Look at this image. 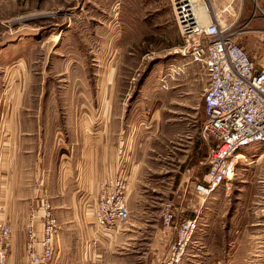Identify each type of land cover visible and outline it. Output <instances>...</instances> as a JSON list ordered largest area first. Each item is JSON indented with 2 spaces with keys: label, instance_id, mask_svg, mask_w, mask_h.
Returning a JSON list of instances; mask_svg holds the SVG:
<instances>
[{
  "label": "rangeland",
  "instance_id": "374dc122",
  "mask_svg": "<svg viewBox=\"0 0 264 264\" xmlns=\"http://www.w3.org/2000/svg\"><path fill=\"white\" fill-rule=\"evenodd\" d=\"M202 2L205 10L213 3ZM217 2L220 7L229 3L222 13L226 20L220 22H234L235 29L244 31L246 37L241 34L237 41L260 63L264 0ZM252 19H260V25L252 26ZM17 42L24 43L21 57L32 81L28 94L36 102L49 95L60 98L61 112L98 107L93 124L102 143L110 113L118 117L113 175L102 168L92 189L76 177L79 169L73 166L74 179L53 184L56 210L61 201L56 194L61 188L68 193L63 201L69 207L62 235L69 245L64 264H157L173 242L174 227L192 211L176 213L167 231L162 227L164 201L178 210L187 202L195 204L199 214L183 264L202 240L216 244L221 264H264V157L259 159L264 142L243 148L245 158L233 178L203 200L188 192L185 203L176 197L174 183L184 168L194 167L188 172L193 181L206 171L207 150L200 136L206 76L188 56L171 0H0V52ZM9 73L4 77L0 65V101L12 95L10 81L22 80ZM1 110L0 103V116ZM1 122L2 138L7 129H1ZM66 153L62 160L74 165L76 152L70 146ZM116 177L127 180L129 216L105 230L96 223L94 207L100 185ZM22 220L16 217L20 231Z\"/></svg>",
  "mask_w": 264,
  "mask_h": 264
},
{
  "label": "built area",
  "instance_id": "2783aa9c",
  "mask_svg": "<svg viewBox=\"0 0 264 264\" xmlns=\"http://www.w3.org/2000/svg\"><path fill=\"white\" fill-rule=\"evenodd\" d=\"M171 1L188 56L206 76L200 129L208 143L206 171L191 185L194 193L205 198L233 178L236 156L244 147L264 142V57L258 63L249 55L237 41L244 31L235 29L234 22L222 24L213 19L204 24L190 0ZM126 181L116 177L100 185L94 218L102 229L113 230L128 219ZM32 187L36 200L25 224L26 254L29 264H48L56 251L59 224L42 179H33ZM176 213L179 210L170 201L162 203L164 229H170ZM198 222L195 215L174 227L173 242L157 264H183ZM10 239V226L0 224V264H8Z\"/></svg>",
  "mask_w": 264,
  "mask_h": 264
},
{
  "label": "crops",
  "instance_id": "0c3cea01",
  "mask_svg": "<svg viewBox=\"0 0 264 264\" xmlns=\"http://www.w3.org/2000/svg\"><path fill=\"white\" fill-rule=\"evenodd\" d=\"M212 1L213 7L210 6V3L209 7L206 6L207 10L204 6L202 7L200 16L201 22L204 24L213 19L226 20L222 19V13L227 10L229 3L225 2V6L220 7L217 0ZM247 18L248 16L243 17L244 20ZM259 20L252 19L249 23L252 26H258L260 25ZM24 51V43L17 42L0 52L3 76L5 77L6 73L10 72L9 74L13 78L22 79L10 81L12 95L8 97L9 99L0 101L1 129H7L6 134L2 138L0 137V224H8L11 229L7 262L8 264H29L25 249V224L36 200L32 178L41 175L45 193L51 201L59 224L56 251L48 264H64L65 261H68L69 245L62 239V235L67 230L64 218L69 207L63 201L67 199L68 193H64L61 188L60 194H56V197L61 200L56 202L60 209L56 210L53 201V196H55L53 184H63L66 179H74V172L70 170L73 166L75 169H79L75 173L76 177L84 179L92 189L101 179L102 168L104 169L103 173H108V176L113 175L116 161V152L113 146L116 136L114 122L118 120V117L115 116V113H110L112 115L109 127L103 134L104 141L102 143V135L95 130H99V128L94 127L93 124L96 117L99 116L98 107L92 106L93 111L61 112L58 106L60 98L56 97L57 100H54V97L49 95L44 101H40V97H38L36 102L34 96L28 94L32 81L30 80L29 66L25 65V61L21 57L24 55L22 54ZM17 87L18 91L15 90ZM79 103H82L79 109L83 108L85 98ZM62 136L69 138L65 140ZM202 142L207 150L208 143L204 140ZM70 146L76 152L77 160L76 162L71 161L74 165L66 166L62 156L68 155L66 152ZM190 171H194V167L184 168L181 177L177 178L180 179V182L174 183V185L178 184L176 191V186H174V191L176 197L179 198V203L182 201L185 203L186 192L189 195L196 194L191 188L193 180H190L192 179L189 175ZM203 176L204 174L201 179ZM196 195L201 200L204 199L198 194ZM190 201L192 200L190 199ZM183 207L182 205L179 207V213H185L192 208L191 213L186 214L187 216L184 218L197 215L199 220L195 204L189 205L187 202ZM18 215L23 216L21 231L16 222ZM19 238H23V242L19 241ZM215 246L216 244L210 245L206 240H202L199 248H190L189 258L185 264H221L219 255L215 254Z\"/></svg>",
  "mask_w": 264,
  "mask_h": 264
},
{
  "label": "bare ground",
  "instance_id": "6f19581e",
  "mask_svg": "<svg viewBox=\"0 0 264 264\" xmlns=\"http://www.w3.org/2000/svg\"><path fill=\"white\" fill-rule=\"evenodd\" d=\"M191 4H192V7H193V11L196 10V9H200L202 11V7H203V2L202 0H190ZM200 15V14H199ZM198 16V15H197ZM245 148V147H244ZM238 160V162L242 159H244V155L242 154V152H240V154L238 156H236ZM264 157V154L261 155V157L259 159H262ZM226 183V182H225ZM216 190V189H215ZM215 190L213 192H215ZM212 192V193H213ZM211 193V194H212ZM210 194V195H211Z\"/></svg>",
  "mask_w": 264,
  "mask_h": 264
}]
</instances>
